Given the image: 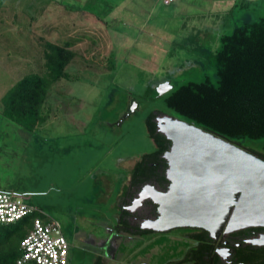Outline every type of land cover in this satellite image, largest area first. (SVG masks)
<instances>
[{
    "label": "rangeland",
    "instance_id": "1",
    "mask_svg": "<svg viewBox=\"0 0 264 264\" xmlns=\"http://www.w3.org/2000/svg\"><path fill=\"white\" fill-rule=\"evenodd\" d=\"M84 1L0 0V97L26 75H46L45 42L69 40L74 29L83 53L67 66L70 78L51 86L48 118L36 130L3 118L0 101V190L60 223L70 244L68 264L99 257L103 264L180 260L186 228L114 232L119 196L134 161L154 150L148 115L178 118L164 96L181 85L209 80L217 86L222 36L264 19V0H172L167 7L139 0L131 12L109 16L110 29L104 0H88L85 12L65 8ZM90 40L94 56L86 52ZM239 142L255 151L264 146V138Z\"/></svg>",
    "mask_w": 264,
    "mask_h": 264
},
{
    "label": "trees",
    "instance_id": "2",
    "mask_svg": "<svg viewBox=\"0 0 264 264\" xmlns=\"http://www.w3.org/2000/svg\"><path fill=\"white\" fill-rule=\"evenodd\" d=\"M72 41L44 43L42 59L46 75H26L6 92L1 98L3 118L29 131L36 130L46 121L48 115L44 109L48 108L46 100L51 86L63 78L69 79L67 66L76 56L83 55L81 50L72 47ZM215 64L219 83L217 86L209 80L181 85L164 96L166 107L179 119L240 147L243 146L239 139L264 138V19L222 36L221 50L215 56ZM159 113L152 112L146 119L147 132L154 143V150L134 161L119 196L121 209L118 217L125 225L118 229L119 232L131 235L150 232L140 229L130 231L127 228L126 212L121 204L130 186H142L150 180L161 186L169 184L166 179L167 161L163 154L169 150L171 141L157 131L155 119ZM243 148L264 159V146L262 151ZM38 215L33 213L13 224H0V264H16L21 255V241L32 229L33 220ZM200 231V235H191V238L202 241L205 255H197L196 259L185 257L167 264H182L185 261L207 264L212 248L211 239L206 231ZM245 248L249 251L248 255L239 253V262L264 264V246L247 245ZM97 261L102 264V258L99 257ZM216 261L219 263L218 257Z\"/></svg>",
    "mask_w": 264,
    "mask_h": 264
},
{
    "label": "water",
    "instance_id": "3",
    "mask_svg": "<svg viewBox=\"0 0 264 264\" xmlns=\"http://www.w3.org/2000/svg\"><path fill=\"white\" fill-rule=\"evenodd\" d=\"M155 120L157 131L171 141L163 154L169 184L164 191L150 183L140 189L137 204L150 200L157 210L156 218L143 219L141 230L197 228L218 240L249 227L264 228V159L179 118L158 115ZM245 242L263 247L264 234Z\"/></svg>",
    "mask_w": 264,
    "mask_h": 264
},
{
    "label": "built area",
    "instance_id": "4",
    "mask_svg": "<svg viewBox=\"0 0 264 264\" xmlns=\"http://www.w3.org/2000/svg\"><path fill=\"white\" fill-rule=\"evenodd\" d=\"M33 213L39 215L21 241V255L16 264H68L70 244L60 223L16 195L0 192V224H13Z\"/></svg>",
    "mask_w": 264,
    "mask_h": 264
},
{
    "label": "flooded vegetation",
    "instance_id": "5",
    "mask_svg": "<svg viewBox=\"0 0 264 264\" xmlns=\"http://www.w3.org/2000/svg\"><path fill=\"white\" fill-rule=\"evenodd\" d=\"M149 183L157 185V187L163 191L168 188V185L161 186L155 181L150 180L146 184ZM144 185L142 186L129 185L130 188L128 189V192L125 195L121 204L123 210L126 212L125 220L128 223L127 228L130 229V231L133 230L138 231V229H140V225L143 219L146 218L154 219L157 217L156 205L153 204L150 200H146L142 205H138L136 202L138 198V193ZM123 227H125V225L121 223V220L118 217L117 224L114 228V232L118 234L119 233L118 229ZM186 229L189 230V232L186 234V237L189 238V242H188V246L185 249H183V254L181 258L186 257L188 259L189 258L196 259L195 257H197V255L201 256L203 253L205 255L206 253V251L204 250L205 245L201 244L202 241L200 239L191 238V235H197V236L200 235L201 229H197V228H186ZM262 234H264L263 227H249L228 235H221L218 240L210 238L212 248L207 264H247L245 262H239V253L240 254L243 253V255L244 254L248 255L249 251H246L245 246L251 245L246 243L245 240L259 237ZM224 248L226 249V251H224L225 258L223 257V255L220 254V252ZM250 249L252 250V247ZM216 257H218L219 263L217 261L215 262ZM97 260L95 261L94 264H98ZM189 263L196 264L194 261H185L182 264H189ZM102 264H103V259H102Z\"/></svg>",
    "mask_w": 264,
    "mask_h": 264
},
{
    "label": "crops",
    "instance_id": "6",
    "mask_svg": "<svg viewBox=\"0 0 264 264\" xmlns=\"http://www.w3.org/2000/svg\"><path fill=\"white\" fill-rule=\"evenodd\" d=\"M134 1H138L139 2V0H119V1H115V0H111V1H109V2H106L105 0H104V3H105V5H106V7L108 6V8H107V10L104 12V14H105V16H103V19H105L106 18V16H108V20H101L100 18H97V19H99L100 21H102L103 23H105V25H106V28L108 29H110L111 28V18L109 17V16H111V15H114V14H118L119 15V12L120 11H122V12H131V11H129L130 10V7H131V5H132V3L134 2ZM155 2V3H161V5L162 6H164V7H167V6H169L170 5V2H166L165 0H141V3H143V2H146V4H151L152 2ZM57 2H58V0H57ZM86 2H88V0H86V1H84L83 2V4H80V6H75L74 4H73V7H72V5H70V6H65L64 4V6H65V8H72L74 11H82V12H85V11H83V8L81 7V6H84L85 4H86ZM140 3V4H141ZM122 6H123V8H122ZM126 6V9L124 8ZM118 12V13H117ZM134 12V11H133ZM87 13V12H86ZM15 16H13V18H14ZM17 17V16H16ZM82 17H83V15H82ZM110 18V19H109ZM83 19H84V17H83ZM67 21V20H66ZM123 23V22H122ZM90 25H92V24H90ZM84 26H85V28L88 30V32H89V30H93V29H91V26H89V23H88V21H87V23L86 24H84ZM74 28L77 30V28H76V25H74ZM95 30V29H94ZM74 29H72L71 31H69L70 33L69 34H67V38H69V39H71V38H73V40H74ZM72 33V34H71ZM71 34V35H70ZM91 41V44L92 45H89V47H88V49H87V51L86 52H90V54H92V56H94V54H96L95 53V51L93 52V50H92V52H91V50H90V48L91 47H94L95 45H96V42L95 41H93V40H90ZM72 47L74 48H77L78 46L75 44V40L74 41H72ZM109 48V45L108 46H105L104 47V53L105 52H108L107 51V49ZM79 49V48H78ZM80 50V49H79ZM7 92V91H6ZM5 92V93H6ZM5 93L0 97V101H1V98L5 95ZM2 116V115H1ZM125 183H127V180H126V182ZM5 192V191H4ZM69 255H70V249H69ZM69 261H70V258L68 259V263H69Z\"/></svg>",
    "mask_w": 264,
    "mask_h": 264
}]
</instances>
